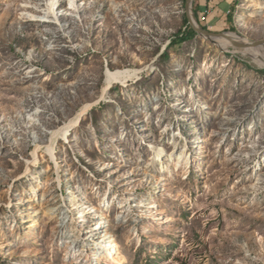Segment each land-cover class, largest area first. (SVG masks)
<instances>
[{"label": "rangeland", "instance_id": "rangeland-1", "mask_svg": "<svg viewBox=\"0 0 264 264\" xmlns=\"http://www.w3.org/2000/svg\"><path fill=\"white\" fill-rule=\"evenodd\" d=\"M185 5L0 0V264H264V67L168 47ZM196 5L264 40V0ZM107 69L138 73L103 94ZM105 233L120 263L78 247Z\"/></svg>", "mask_w": 264, "mask_h": 264}, {"label": "bare ground", "instance_id": "bare-ground-1", "mask_svg": "<svg viewBox=\"0 0 264 264\" xmlns=\"http://www.w3.org/2000/svg\"><path fill=\"white\" fill-rule=\"evenodd\" d=\"M70 5H72L71 1L69 2ZM212 41L216 43L220 48H236L237 45H242L241 47L244 54L250 56L256 64L264 67V57L261 55V50H264V44L258 46V47H251L249 46V42L241 37H239L237 34L234 33H226L223 35L215 36L212 38ZM138 71H126V70H109L107 69L105 71V85L103 87V94L111 87L113 84H119V85H125L128 81L135 78ZM102 93V92H101ZM105 96V95H104ZM104 98V97H103ZM99 101V100H98ZM91 105L84 106L80 112L72 119H70L68 122L64 123L61 127L57 128L56 130L51 132V139L54 140L59 136H66L69 132V129L71 126L77 122L79 117L90 107ZM90 239V238H89ZM88 240V239H87ZM86 240V241H87ZM83 241V240H82ZM95 246V247H93ZM79 248H83L82 251L88 252L89 250H100L104 251L107 259L111 260L112 263H120V257L117 250V246L115 244L114 239L105 234H102L100 236V240L97 242H93L92 244H80L78 246ZM79 250V249H78ZM83 253V252H81ZM80 253V254H81ZM77 254V253H76ZM92 254V253H91ZM86 255V253H85ZM87 256H90L87 255ZM85 256V257H87Z\"/></svg>", "mask_w": 264, "mask_h": 264}, {"label": "trees", "instance_id": "trees-1", "mask_svg": "<svg viewBox=\"0 0 264 264\" xmlns=\"http://www.w3.org/2000/svg\"><path fill=\"white\" fill-rule=\"evenodd\" d=\"M198 8H199L198 5L194 6V15L197 21H198ZM183 28L184 29L178 30L175 33V35L170 39L168 47L170 45L174 46L176 44L192 41L196 37V33L193 31L191 26L188 24V20L185 14L183 15ZM160 57L163 60H167L169 58L167 49L163 51Z\"/></svg>", "mask_w": 264, "mask_h": 264}, {"label": "water", "instance_id": "water-1", "mask_svg": "<svg viewBox=\"0 0 264 264\" xmlns=\"http://www.w3.org/2000/svg\"><path fill=\"white\" fill-rule=\"evenodd\" d=\"M192 2H193V0H185V3H186V5H185L186 6V17H187V20H188V24L191 26V28L196 33V35H199V36H201L203 38L211 39V40L215 36L223 35V33L222 34L211 33V32H209L208 30L204 29L202 26L199 25L195 15H194V13L192 11ZM248 44L251 47H258V46L264 44V40L257 41V42H249ZM235 47L236 48H241L243 46L242 45H237Z\"/></svg>", "mask_w": 264, "mask_h": 264}]
</instances>
